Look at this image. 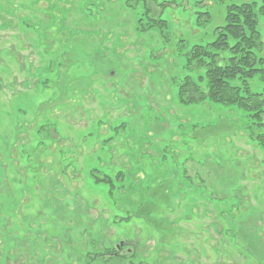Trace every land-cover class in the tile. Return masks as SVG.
I'll return each instance as SVG.
<instances>
[{
	"label": "rangeland",
	"instance_id": "obj_1",
	"mask_svg": "<svg viewBox=\"0 0 264 264\" xmlns=\"http://www.w3.org/2000/svg\"><path fill=\"white\" fill-rule=\"evenodd\" d=\"M244 2L264 69L263 0H0V264H264V143L248 112L177 97L186 75L206 84L189 50ZM145 14L166 26L140 31ZM248 86L263 92L259 75ZM92 172L157 193L160 229L118 221Z\"/></svg>",
	"mask_w": 264,
	"mask_h": 264
},
{
	"label": "trees",
	"instance_id": "obj_2",
	"mask_svg": "<svg viewBox=\"0 0 264 264\" xmlns=\"http://www.w3.org/2000/svg\"><path fill=\"white\" fill-rule=\"evenodd\" d=\"M254 7L253 3L248 2L228 5L225 9L223 26L216 28L218 33L215 40L205 46L195 45L189 50L186 69L190 73L204 70L206 84H202L203 77L199 73L196 80L191 75H186L177 86V97L182 106L195 105L208 100L235 106L248 112L251 119L248 135L264 143V134L256 135L252 128H264V88L262 93H252L248 86V81L255 75H259L264 84V69L257 66L256 52L260 51L262 42L256 28L257 15L254 12ZM260 8L264 13V0ZM145 15L150 23L146 27L142 26L140 31H146V29L155 26H166V23L160 18H155L154 15ZM140 22L141 20H139V24ZM44 37H47L45 33ZM223 54L227 55L223 56ZM92 176L98 182L109 186V194L115 204L121 203L122 210L126 214L118 221L134 217L143 219L150 227L160 229L158 226L161 221L157 222L152 218V214L155 212L151 209L154 203H158L157 199L161 198L157 193L144 194V191L139 193L133 188L136 185L135 181L131 177L127 180L123 173H119L115 179H111L107 175H96L93 172ZM133 177L135 178V176ZM117 184L120 186L118 187ZM134 194L137 196L132 201ZM144 195L147 196L145 199L142 198ZM122 247L119 245V248L109 255L112 256L110 258H116Z\"/></svg>",
	"mask_w": 264,
	"mask_h": 264
}]
</instances>
